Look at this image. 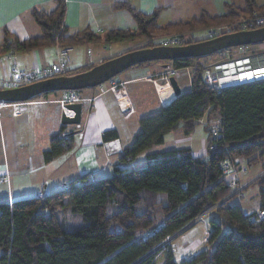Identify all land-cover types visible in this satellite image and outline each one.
<instances>
[{
  "label": "trees",
  "instance_id": "1",
  "mask_svg": "<svg viewBox=\"0 0 264 264\" xmlns=\"http://www.w3.org/2000/svg\"><path fill=\"white\" fill-rule=\"evenodd\" d=\"M245 1L242 13L246 16L264 14V9L254 10L257 0ZM116 8L132 15L136 31L69 35L64 27L66 6L60 0L50 13L33 11L40 36L19 41L5 32L0 53L30 52L56 45L75 48L101 42L107 46L137 43L225 24L240 15L229 7L224 16L203 13L185 23L160 27L158 12L145 15L127 5ZM189 38L193 40L188 44L205 41H197L190 34ZM204 58L137 66L166 63L174 70H192L190 90L157 114L142 118L140 133L124 149L121 163L133 162L146 153L145 168H116L106 179L82 177L43 198L0 203V264H264V220L245 215L238 205L231 204L236 197L233 176L224 174L221 168L224 160L238 158L246 166L262 162L264 172V82L218 91L203 80L205 67L200 61ZM202 120L206 121L208 137L206 158H195L190 149L153 152L164 144L166 135L182 131L190 136ZM214 123L219 138L213 136ZM61 129L51 137L49 149L43 154L45 163L72 149V137H62L66 127ZM116 139V131L102 137L104 142ZM254 184L261 187L264 204V175ZM212 208L215 216L210 222L209 248L192 259L176 262L170 244L165 242L188 226L187 231L192 229L195 221Z\"/></svg>",
  "mask_w": 264,
  "mask_h": 264
},
{
  "label": "crops",
  "instance_id": "2",
  "mask_svg": "<svg viewBox=\"0 0 264 264\" xmlns=\"http://www.w3.org/2000/svg\"><path fill=\"white\" fill-rule=\"evenodd\" d=\"M58 1L60 0H0V50L4 44L5 32L19 41L40 36L41 30L33 19V11L50 13L55 10ZM61 1L66 6L64 27L69 35L89 31L104 36L115 30L136 31L137 24L132 15L125 9L116 8V6L123 5L130 6L145 15L158 12L160 27L185 23L203 13L211 17L224 16L229 7L236 9L240 14L238 19L246 16L242 13L246 9L245 0ZM262 9H264V0H257L254 10L259 12ZM206 29L195 30L188 34L197 38V41L206 40ZM199 34H204V36L200 38ZM123 44L128 43L107 46L101 42L78 46L81 48L95 47L94 55L93 52L87 50V58H85L84 50H82L84 54L82 57L80 50L76 51V47L71 48L70 57L73 65L70 64L69 71L72 66L79 71L95 67L104 61L132 51L137 43H132L130 47L123 46ZM115 45H119L118 48L115 49ZM255 46L262 49L264 43ZM61 49L59 45H56L30 52L0 53V78L9 76V70L14 63L26 71L49 67L56 62ZM10 54L11 59L9 60L7 56ZM174 71H176L174 77L179 83L177 75L182 70H174L166 63H157L131 68L100 87L79 93V102L83 105L81 123L67 126V129L62 133V137H72V149L50 163L44 162L43 154L49 149L51 137L61 133L62 115L67 114L63 109L57 107L59 105L58 101H55L57 96L51 94L37 102L23 104L0 103V203L12 204L17 200L36 197L40 193L44 196L53 194L64 190L68 183L82 177H88L89 180L106 179L113 176L116 168L136 169L134 167L136 161L142 157L146 158V153H142L130 163H121L120 159L124 149L129 147L140 133V120L157 114L161 108L169 105L176 98L169 84V79ZM189 81L188 91L191 88V75ZM181 92L184 93L182 89ZM68 93L62 92V95L66 96ZM122 107H126V109ZM37 110H41L39 113L42 115L35 119ZM67 115L73 117L74 114L68 113ZM12 116H14L13 118L24 116L27 123L16 124L13 122ZM205 123L206 121L202 120L200 125H205ZM32 129L34 134L30 140H27L26 131L30 132ZM111 131L117 132L118 139L104 142L103 135ZM194 133L190 136L182 135V131L170 133L166 135L164 144L155 147L153 152L190 149L195 158H206L204 153H206L208 145L207 133L203 139L202 148L199 150L189 145L193 141ZM178 134L184 138L178 137ZM169 139L172 142L171 146L174 147L167 146ZM185 142L188 144L186 147H177L182 146L181 144ZM31 144L33 145L31 146ZM31 175L41 183L40 191L21 195L20 192H25L27 189H24V186L21 187L22 185H16V181L23 184ZM240 177H235L236 185L239 188H241ZM3 178H7V181L1 182ZM4 185H7V194L1 189ZM15 190L19 192L17 195H14ZM262 204L261 201L251 215H254ZM238 206L241 208L240 205ZM191 245L190 248L196 250L201 246V243L194 242ZM207 248L194 253L188 252L180 259L175 257L173 249L174 259L180 263L188 255H196Z\"/></svg>",
  "mask_w": 264,
  "mask_h": 264
},
{
  "label": "water",
  "instance_id": "3",
  "mask_svg": "<svg viewBox=\"0 0 264 264\" xmlns=\"http://www.w3.org/2000/svg\"><path fill=\"white\" fill-rule=\"evenodd\" d=\"M262 43H264V28L225 34L214 39L179 47L156 46L134 50L104 61L92 69L75 76H61L12 90L0 89V103L23 104L45 94L94 89L112 81L129 69L146 63L198 59L215 55L224 50L249 47ZM169 84L174 91L175 97L182 94L174 76L170 77ZM65 109L72 111L74 116L69 117L64 113L61 124L63 126L79 125L81 123L83 105L79 102L71 103L67 104ZM189 227L183 229L171 240L186 232Z\"/></svg>",
  "mask_w": 264,
  "mask_h": 264
},
{
  "label": "built area",
  "instance_id": "4",
  "mask_svg": "<svg viewBox=\"0 0 264 264\" xmlns=\"http://www.w3.org/2000/svg\"><path fill=\"white\" fill-rule=\"evenodd\" d=\"M264 28V14L253 12L249 16H242L235 22L225 23L218 26L210 27L205 30L206 40L214 39L225 34H231L240 31H252ZM189 34H173L162 37L156 40L158 46L162 47H179L187 45ZM155 41L154 39L150 42ZM249 47H240L238 50L247 51ZM71 48H62L57 60L51 66L46 68H38L31 71H26L19 68L15 63L9 70L7 78H0L1 90H12L24 86L32 85L41 81L65 76L69 73L71 64ZM225 52H220L221 55ZM11 59V54L7 56ZM174 71L172 76L175 75ZM204 82L218 91H223L229 88L240 87L254 84L255 82H264V61L259 58L244 54V56L220 59L217 63L204 68ZM67 104L77 103L78 99L73 97L64 101ZM126 109V107H122ZM213 128H215L213 126ZM214 138H219L220 134L217 127L213 130ZM221 168L226 175L236 176L239 172H246L244 161L236 159H227L221 163ZM7 178H3L1 182H6ZM239 191L236 190L235 194ZM43 194H39V198H43ZM257 220H264V204L256 213ZM170 240V239H169ZM168 240V241H169ZM166 245V243L164 244ZM163 245V247H164ZM188 259H192V256Z\"/></svg>",
  "mask_w": 264,
  "mask_h": 264
},
{
  "label": "rangeland",
  "instance_id": "5",
  "mask_svg": "<svg viewBox=\"0 0 264 264\" xmlns=\"http://www.w3.org/2000/svg\"><path fill=\"white\" fill-rule=\"evenodd\" d=\"M181 33H186V32H180L178 34ZM169 35H173V34H169ZM169 35H162V36H158L153 38L155 41L150 42L153 39L150 40H143L140 42H137L136 47H134V49H142V48H146V47H156L157 45V41L158 39L165 37V36H169ZM204 34H199V37H203ZM194 39H197L195 37H193ZM190 40H193L191 38L188 37L187 42L190 43ZM187 43V44H188ZM117 46V47H116ZM119 45H115V49L118 48ZM123 46H127L130 47L132 46V43H128V44H123ZM95 47L93 46H89L88 48H81V47H76L75 50H80L82 57H83V53L82 50L85 51V58L88 57L87 55V50H90L91 52H93V55L96 53ZM134 51V50H133ZM247 55H254L256 58H259L260 61H264V48L258 49V47H256L254 45V47H249V49L247 51H240V50H231L228 52H225L221 55H212L209 56L207 58L202 59L200 62L201 64L206 68L210 65H213L215 63H217L220 59H223L224 57L226 58H234V57H240V56H244V54ZM74 56V54H72ZM74 58V57H73ZM73 65V64H71ZM72 66V69L69 71V73H67L64 77H71V76H75L77 74V72L79 70H76L77 68H74ZM192 74V70L191 69H186V70H182L179 72L178 76V81H179V86L181 87V89L186 92L189 89V80H190V75ZM78 75V74H77ZM55 96H57L55 101H58L59 105L57 107H59V109H63L64 112H69L68 110L65 109V106L67 105V103H65L64 101L68 100V99H72L73 97H75L76 99H78V102L80 101L79 98V94L78 93H68V95H62V92H59V95L53 94ZM43 98H47L46 97H41L39 99H36L32 102H37L38 100H42ZM77 102V103H78ZM73 103V102H72ZM80 103V102H79ZM34 108V107H33ZM39 109V108H38ZM58 109V111H59ZM38 113L35 114V119L38 118L40 115H42L41 113H39L41 110H37ZM9 112H11L9 110ZM74 114V113H73ZM14 116H12L13 122L14 123H27L26 122V118L23 116L21 118H13ZM215 124V123H214ZM215 128H216V124H215ZM213 128V130L215 129ZM67 129V126H66ZM27 134V140L31 139V136H33L34 132L33 129L32 131L28 132L26 131ZM177 135V134H175ZM183 135V134H182ZM182 135L178 134V137H183ZM30 136V137H29ZM206 136V132L204 130V125H199L196 128V132L194 133L193 136V141L191 142L192 147L196 150H199L202 148V142L203 139ZM184 138V137H183ZM26 140V141H27ZM172 142L170 141V139L167 141V146L168 147H174L171 146ZM187 142L181 144L182 146H177V147H186ZM33 144H31L32 146ZM185 145V146H184ZM207 150L206 153H204V155L207 156ZM237 161H244V160H240L238 158H236ZM147 160L145 157H142L140 159H138V161H136L134 167L136 169H142L145 168L148 164H147ZM46 174V173H45ZM264 175L263 172V165L262 162H259L257 164H254L252 166H246V172L245 173H241L239 172L238 174H236V176H233V181H232V187L234 189L238 188L239 191L238 193H236V197L231 201L232 205H240L242 208V211L244 212V214L246 215H251L253 214V212L256 210V207L258 206V204L261 202V196H260V190L261 187L258 184H254L255 181H257L259 178H261ZM240 177V186L241 188L237 187L236 185V178L235 177ZM23 182V181H22ZM21 182L16 181V185L21 186V187H25L24 189H27V191L25 192H20L21 195H24L25 193H35V192H39L40 191V185L41 183L39 181L36 180L35 176H32L27 178L23 184H20ZM2 191L7 194V185H4L1 187ZM263 192H264V187L262 188ZM17 193H19L17 190L14 191V195H17ZM42 194V193H40ZM30 198V197H29ZM27 199V198H25ZM263 206V204H262ZM261 206V207H262ZM260 207V208H261ZM258 211V210H257ZM256 211V213H257ZM256 213L254 215H256ZM213 214V216L215 215V208H212L210 211L206 212L202 217H200L199 219H197L195 221L196 226L193 227L192 229H190L189 231H187L186 233H182L183 235L179 237H176L175 239L171 240L172 238H170L169 241L165 242L166 244H170V248L174 249L175 251V257L177 259H180L181 257L185 256L188 252L194 253L195 251H201L202 249L208 247V239H209V231H210V222L213 219V216H211ZM194 242H200L201 246L198 247L196 250H193V248H190ZM207 248V249H208ZM193 257L194 255H188L186 257V259H188L189 257ZM158 264H163L161 262H159Z\"/></svg>",
  "mask_w": 264,
  "mask_h": 264
},
{
  "label": "bare ground",
  "instance_id": "6",
  "mask_svg": "<svg viewBox=\"0 0 264 264\" xmlns=\"http://www.w3.org/2000/svg\"><path fill=\"white\" fill-rule=\"evenodd\" d=\"M257 82H255L254 84H256ZM1 104H3V103H1ZM68 113H73L72 111H69ZM67 113V114H68ZM67 116H69V115H67ZM74 116V115H73ZM70 117V116H69ZM234 195H235V193H234Z\"/></svg>",
  "mask_w": 264,
  "mask_h": 264
}]
</instances>
